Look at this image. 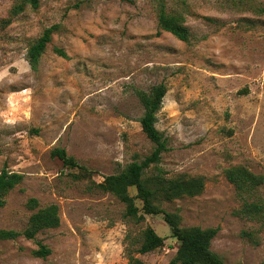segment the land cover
<instances>
[{
    "label": "rangeland",
    "instance_id": "1",
    "mask_svg": "<svg viewBox=\"0 0 264 264\" xmlns=\"http://www.w3.org/2000/svg\"><path fill=\"white\" fill-rule=\"evenodd\" d=\"M21 2L0 0V172L24 175L0 206V230L28 226L31 198L39 208L57 204L61 225L0 240V264H133L131 256L171 264L179 241L164 214L137 223L92 184L152 153L139 91L161 83L156 126L169 150L147 175L202 178L205 187L160 206L182 227H220L211 248L227 264H262L264 220L239 214L244 198L226 172L264 174V0H165L184 17L188 41L159 28L157 0H39L11 16ZM55 25L33 69L28 50ZM57 147L92 176L66 167L52 155ZM245 198L264 203V184ZM148 226L165 245L141 254ZM39 243L51 249L46 258L33 254Z\"/></svg>",
    "mask_w": 264,
    "mask_h": 264
},
{
    "label": "trees",
    "instance_id": "2",
    "mask_svg": "<svg viewBox=\"0 0 264 264\" xmlns=\"http://www.w3.org/2000/svg\"><path fill=\"white\" fill-rule=\"evenodd\" d=\"M157 2L159 28L172 33L180 40L188 41L190 30L185 25L184 17L178 13L169 12L165 0H157ZM26 4L38 8L39 0H23L21 3H16L11 10V16L23 12ZM9 21L10 19L6 22ZM56 28L55 25L45 29L43 34L31 44L27 60L33 69H37ZM55 51L59 55L67 57L62 48L56 47ZM166 93L167 87L163 83L154 86L150 91H139V98L144 107V114L140 121L144 133L155 144L152 153L141 162L133 161L121 172L106 176L103 182L93 181L92 184L103 192L116 196L125 204L126 216L137 223L144 221L147 214H164L166 222L171 227L173 237L179 241L177 253L171 260V264H227L211 248L220 227H182L179 215L166 212L160 206L164 200L172 201L202 193L205 187L204 180L185 176L169 179L159 173L147 175V171L151 167H157L163 153L169 150L167 137L156 126L157 114L162 107ZM52 155L59 158L66 167L79 169L84 175L92 176L93 171L70 156L65 148H55ZM226 174L228 180L236 186L239 195L244 198V204L239 214L250 220L263 221L264 203L259 200L249 202L245 197L253 196L264 184V174H255L243 166L229 168ZM23 180L22 173L10 171L7 168L0 172V206L5 205L7 195ZM130 188L136 189V195L131 194ZM137 200H141V206L137 204ZM28 207L36 209L30 216L28 226L23 231L1 229L0 240H15L20 236L35 239L41 231L61 225V215L57 204L39 208V201L36 198H31L28 201ZM165 240L153 227L148 226L143 231L142 243L136 251L141 254L155 251L165 245ZM50 253L51 249L42 243H39V248L33 251L35 256L41 258H46ZM130 260L133 264H144L133 256L130 257Z\"/></svg>",
    "mask_w": 264,
    "mask_h": 264
}]
</instances>
